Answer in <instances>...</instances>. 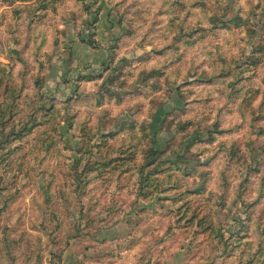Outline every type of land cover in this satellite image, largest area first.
<instances>
[{
  "label": "rangeland",
  "instance_id": "obj_1",
  "mask_svg": "<svg viewBox=\"0 0 264 264\" xmlns=\"http://www.w3.org/2000/svg\"><path fill=\"white\" fill-rule=\"evenodd\" d=\"M264 264V0H0V264Z\"/></svg>",
  "mask_w": 264,
  "mask_h": 264
},
{
  "label": "crops",
  "instance_id": "obj_2",
  "mask_svg": "<svg viewBox=\"0 0 264 264\" xmlns=\"http://www.w3.org/2000/svg\"><path fill=\"white\" fill-rule=\"evenodd\" d=\"M65 260H66V259H64V262H63V264H66Z\"/></svg>",
  "mask_w": 264,
  "mask_h": 264
}]
</instances>
